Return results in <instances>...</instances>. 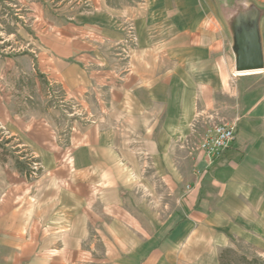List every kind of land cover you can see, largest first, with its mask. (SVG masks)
<instances>
[{"label":"crops","instance_id":"0c3cea01","mask_svg":"<svg viewBox=\"0 0 264 264\" xmlns=\"http://www.w3.org/2000/svg\"><path fill=\"white\" fill-rule=\"evenodd\" d=\"M76 20L42 39L38 67L80 122L62 135L0 107L40 165L0 163V264H222L260 238L264 0H142ZM254 27L263 67L240 73L236 37ZM222 122L236 136L210 162L199 144Z\"/></svg>","mask_w":264,"mask_h":264},{"label":"rangeland","instance_id":"374dc122","mask_svg":"<svg viewBox=\"0 0 264 264\" xmlns=\"http://www.w3.org/2000/svg\"><path fill=\"white\" fill-rule=\"evenodd\" d=\"M142 0H0V107L14 115H44L60 132L68 134L83 117L80 107L70 105L61 88L40 72L38 59L42 39L68 22H76L82 12L100 6L113 8L138 7ZM128 38L135 34L127 27ZM136 36V34H135ZM137 37V36H136ZM131 44V43H130ZM80 122V120H79ZM19 158L28 164L32 175L40 170L38 158L8 136L0 123V163ZM37 163V168L34 164ZM17 168V167H16ZM222 264H264V231L251 242L236 240L223 250Z\"/></svg>","mask_w":264,"mask_h":264},{"label":"built area","instance_id":"2783aa9c","mask_svg":"<svg viewBox=\"0 0 264 264\" xmlns=\"http://www.w3.org/2000/svg\"><path fill=\"white\" fill-rule=\"evenodd\" d=\"M131 44H136L137 37L131 32ZM236 136V125L234 123H214L210 124L199 144V150L208 158L210 162L222 157L230 148ZM37 168V163L34 164Z\"/></svg>","mask_w":264,"mask_h":264},{"label":"water","instance_id":"95a60500","mask_svg":"<svg viewBox=\"0 0 264 264\" xmlns=\"http://www.w3.org/2000/svg\"><path fill=\"white\" fill-rule=\"evenodd\" d=\"M237 59L236 69L239 72H251L262 69L263 57L259 35L254 27L242 30L236 37Z\"/></svg>","mask_w":264,"mask_h":264},{"label":"trees","instance_id":"16d2710c","mask_svg":"<svg viewBox=\"0 0 264 264\" xmlns=\"http://www.w3.org/2000/svg\"><path fill=\"white\" fill-rule=\"evenodd\" d=\"M16 167H17L18 170H20V171L26 173L28 176H31L32 171H31V169L28 167V164H26L25 161H22V160H20L19 158H17V160H16ZM222 257H223V253H222V255H221V258H222Z\"/></svg>","mask_w":264,"mask_h":264},{"label":"bare ground","instance_id":"6f19581e","mask_svg":"<svg viewBox=\"0 0 264 264\" xmlns=\"http://www.w3.org/2000/svg\"><path fill=\"white\" fill-rule=\"evenodd\" d=\"M240 73H243V72H240Z\"/></svg>","mask_w":264,"mask_h":264}]
</instances>
